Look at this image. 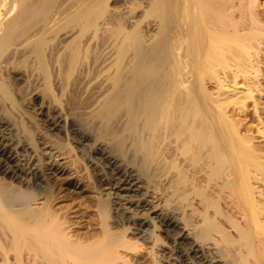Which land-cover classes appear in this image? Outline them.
Masks as SVG:
<instances>
[{
	"label": "bare ground",
	"instance_id": "obj_1",
	"mask_svg": "<svg viewBox=\"0 0 264 264\" xmlns=\"http://www.w3.org/2000/svg\"><path fill=\"white\" fill-rule=\"evenodd\" d=\"M123 1L0 0V264H264V0Z\"/></svg>",
	"mask_w": 264,
	"mask_h": 264
},
{
	"label": "rangeland",
	"instance_id": "obj_2",
	"mask_svg": "<svg viewBox=\"0 0 264 264\" xmlns=\"http://www.w3.org/2000/svg\"><path fill=\"white\" fill-rule=\"evenodd\" d=\"M118 1V2H117ZM119 1H121V2H119ZM123 0H109V3L108 4H110V3H112V4H110V7H109V5H108V7L110 8V10H111V6L112 7H114V10H117L118 11V13L120 14H118V13H116L117 15H114V16H116V17H114V19L117 21V22H122L121 24H124V21L126 22V19H128L129 18V15H127V13H128V10H129V6H127V8L126 9H124V7H126V6H123L124 5V1L122 2ZM116 2V3H115ZM123 5H122V4ZM116 4V5H115ZM122 5V6H119V5ZM114 5V6H113ZM119 7V8H118ZM122 7V8H121ZM142 7L143 6H140L139 7V9L138 8H136V6H135V10H133V12H132V10H129V13L131 12V14L133 15V16H131V18H134L135 16L134 15H136V17L140 14L139 12H141V10H142ZM117 8V9H116ZM113 9V8H112ZM131 9V8H130ZM132 9H134V7L132 6ZM138 9V10H137ZM257 10H256V12L254 11V13L256 14L255 16L257 17V20H258V22L257 23H260L259 25H263V26H259L258 25V27H260V30L262 31V33H264V13H262L260 10H261V8H256ZM117 11H114V14H115V12H117ZM260 11V12H259ZM121 12V13H120ZM126 14H125V13ZM138 12V13H137ZM260 13V14H259ZM123 14V15H122ZM130 14V15H131ZM121 15H122V17H121ZM126 15V16H125ZM121 18H120V17ZM116 18H118V19H120V20H118V19H116ZM126 18V19H125ZM236 18H238L237 17V15H236ZM260 37V36H259ZM264 42V41H263ZM263 42L262 43H260L259 45H258V51L256 52V53H254V54H258V55H260V57H264V45H263ZM256 56L257 55H254V57H255V61L253 60V63L254 62H256V59H258V58H256ZM259 57V59L258 60H260L261 62V66L263 67L264 66V58L262 57V58H260ZM263 59V60H262ZM263 64V65H262ZM259 65V73L260 74H264V67L262 68L261 66ZM262 68V69H261ZM18 69H20V70H18V75H17V73H16V78H17V80H18V82L19 81H21V83L20 84H24V81L26 82V80H29V79H27L26 78V75H24L25 73H24V70H23V68L21 67V66H18ZM22 69V70H21ZM19 71H21V72H19ZM262 71V72H261ZM22 73V74H21ZM90 73H92V76H91V74H89V78L90 79H88V78H86L85 79V81H87L88 83H90L91 84V86L93 87V86H96V85H98L100 82H101V78H99V76H97L98 74L96 73V72H91L90 71ZM97 74V75H96ZM94 75V76H93ZM24 76V77H23ZM95 76H96V78H95ZM94 77V78H93ZM93 78V79H92ZM259 78H261L260 79V81H262L261 83H262V86H264L263 84H264V75H263V78L261 77V75L259 76ZM263 79V80H262ZM24 80V81H23ZM240 80L241 79H238V82L240 83ZM31 81H32V84H31V93H36L37 95H38V100H37V102H36V100H33V101H31L30 102V106H31V114H32V117L35 119V122H36V124L37 125H40L41 123H42V121L44 120V121H48V119L50 118V113H49V111L51 110V109H49L48 108V106H46L47 105V102H48V98L46 97V95H45V91L43 90V87H42V85H41V81H37V77H35V78H31ZM29 82H30V80H29ZM39 84V85H38ZM34 85V86H33ZM37 85V86H36ZM41 86V87H40ZM34 91V92H33ZM260 97H262V96H257V98H259V100H260V102H264V95H263V100H262V98L260 99ZM42 101H45L46 102V107H47V110L49 109V111H48V115L47 114H45V112L47 111V110H45L46 109V107H44L45 109H44V115H43V113H40L39 111H38V106H39V104L42 102ZM251 106H252V104L250 105L249 104V109H251ZM39 112V113H38ZM37 114V115H36ZM255 121L254 120H249L248 121V124H247V126H249L250 125V127H251V131H250V133H252L254 136H256V138H255V143H257V141H258V144L260 143V144H262V143H264L263 141V139L260 137L259 138V136L260 135H258L257 133H255V130L256 129H254V128H256V127H254V126H256V122L254 123ZM252 128L254 129V130H252ZM58 162H59V165H57L56 166V168H58V169H60V168H62L61 167V163L63 162L60 158H58V159H56ZM49 163V162H48ZM52 166H55V165H52ZM52 167H49V169H51ZM66 170H67V172L69 171V172H71V169L70 168H65ZM46 173L47 174H49L50 172H49V170H46ZM50 178H52V177H50ZM84 182H85V180L84 181H80V182H78L77 183V186H80V189L82 190V186H84L83 184H84ZM82 187V188H81ZM85 193H80L79 194V196H77L78 197V200L79 201H81L80 199L82 198L83 199V197L85 196L84 195ZM63 195V193H61V196ZM81 195V196H80ZM59 196H60V194H59ZM71 199H69L68 198V203L67 204H73L74 202H73V199H74V197H76V195H73L72 194V196H69ZM73 197V198H72ZM80 197V198H79ZM70 200V201H69ZM71 200H72V202H71ZM78 200H75V201H78ZM71 202V203H70ZM59 204V203H58Z\"/></svg>",
	"mask_w": 264,
	"mask_h": 264
}]
</instances>
